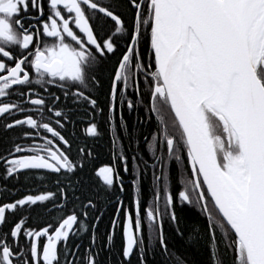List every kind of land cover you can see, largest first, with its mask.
Segmentation results:
<instances>
[{"label":"snow or ice","instance_id":"snow-or-ice-1","mask_svg":"<svg viewBox=\"0 0 264 264\" xmlns=\"http://www.w3.org/2000/svg\"><path fill=\"white\" fill-rule=\"evenodd\" d=\"M57 84L64 101L85 109L84 136L98 137L97 116H106L111 160L93 171L109 195L116 187L124 192L120 166L129 171L119 132L128 127L124 109L143 106L149 121L154 116L155 130L136 140L150 156L131 157L135 169L143 165L131 180L133 200L126 206L116 196L105 236L110 245L119 226L125 260L139 249L145 264L147 232L171 264H188L164 233L180 203L207 218L205 231L190 238L207 241L210 264H227L221 247L231 264H264V0H0V130L19 129L4 137L0 169L17 181L25 173L41 184L57 177L55 191L0 202V264H100L93 245L101 216L87 222L99 199L76 195L84 184L78 174L95 156L86 146L72 153L63 134L72 114L48 87ZM47 205L62 214L26 227L29 206ZM89 229L81 252L72 237Z\"/></svg>","mask_w":264,"mask_h":264},{"label":"trees","instance_id":"trees-1","mask_svg":"<svg viewBox=\"0 0 264 264\" xmlns=\"http://www.w3.org/2000/svg\"><path fill=\"white\" fill-rule=\"evenodd\" d=\"M141 47L143 50L144 48H146V44H142ZM100 95H102L100 100L103 101L104 106L105 94L101 91ZM124 115L125 121L127 122L128 126L127 130H125L124 128L119 129L123 148L126 152H130V154L138 155L140 153H143V155L146 157L147 153L146 151H144L145 145L142 142L138 147L136 144V140H143V137H147L150 132L155 130L154 116L153 120L149 121L148 113L143 106H140L138 110H128L125 108ZM129 133H131V141L129 139ZM7 135L8 133H0V147L5 146L4 137ZM103 137L104 138L99 140V143L104 146H93L95 157H97L95 158V160H90L89 162L97 164L98 161L110 157V140L109 138H107V134L105 133ZM141 166L142 164L140 165V167ZM176 167L177 166L175 165L173 166L174 171L176 170ZM91 168L92 167L89 164L88 168L84 172V184L81 186V191L77 192L76 195H81V192L88 196L95 195L97 199H99V211H101L103 207L109 205V208L105 211L103 218L100 219L96 227V244H94L93 247L99 253L97 259L99 260L100 264H139V249H137V251L131 256L129 260H125L122 257V237L119 230H116L114 240L111 242V244L109 245L106 243L105 236L108 232V229L110 228L113 212L116 205L113 204V206L111 204H108L113 199L112 195L105 193L102 188L98 187L94 183V177L92 175ZM12 181L13 180H11L10 182ZM152 185L153 181L151 180L150 173L148 171L146 174H144V179L142 182V197L146 200L152 196ZM130 191L131 188L128 184L125 187V193L128 198L130 197ZM89 212L93 211L89 209ZM176 212L177 221L172 222L166 218L164 224V233L168 240L169 248L173 250L175 255L186 258L188 264H210V246L207 241L205 239L195 240L190 238V236L194 232L203 233L205 231L207 222L206 216L201 213L198 207L180 203H177ZM39 213L40 214H36L33 219L35 221L42 222L45 220V216L40 210ZM95 215H97V213H91V218L88 220L89 225L94 222ZM178 226L183 232V236L177 233L176 229ZM90 235L91 229H89V231L86 232L85 236L83 237V242L80 248L81 252H83L84 248L88 246ZM146 235L147 232L145 233V236ZM145 245L148 249L144 254L145 264H171L170 258L168 257L167 253H163L157 243H150L147 237H145ZM219 252L220 254H224V258L227 261V264H231V252L225 254L222 247Z\"/></svg>","mask_w":264,"mask_h":264},{"label":"flooded vegetation","instance_id":"flooded-vegetation-1","mask_svg":"<svg viewBox=\"0 0 264 264\" xmlns=\"http://www.w3.org/2000/svg\"><path fill=\"white\" fill-rule=\"evenodd\" d=\"M48 87H49V90H50L51 93H55L56 95L61 97V101L65 104V108H64L65 113H71L72 114L71 117H70V121L67 122V126L63 130V134L72 142L71 151H72V153L74 155L76 154V149L78 147H85L86 146V147L92 149L93 155L95 156L94 151H93V146H96V145L104 146V145L99 143V140L104 138L103 137L104 133L107 134V138H109L110 144H111L110 157L106 158V159H103L101 161H98L97 164L89 162L90 160L93 161V159H91V158H89V160H88V165L89 164L91 165V167H92L91 168L92 169V175L94 177L93 164L96 165V166H99V164H101V163H109L110 160H111V155H112V151H113L112 143H111L112 142V133H111L107 123L105 122L106 116H104V115H98L97 116V121L100 123V135L98 137H95V138H93L91 136H87L86 137V136H84L82 134V129H83V127L85 125L83 123H81V121L85 119V109L83 107H77L76 105L72 104V102L70 100L69 101H64L62 90H60L58 84L57 85H51V86H48ZM44 94L48 95V93H44ZM101 97H102V95H100V93H99V103H100V106L103 107V101L100 100ZM124 119H125V115H124ZM118 121H119V115H117V122ZM18 132H19L18 128L17 129H13L12 132L8 133L7 136H15V135H17ZM119 132H120V130H119ZM0 133H5V132L0 130ZM122 148H123V146H122ZM126 153L130 157V159L128 161L129 171L128 172H124L122 165L120 166L119 170H120L121 176L123 177L124 186L126 187L128 184L130 185V188H131L130 197L128 198L126 196L125 187H124V192L123 193H121L119 191L118 187L113 188L111 190V192L115 193V195H112L113 199L108 203V204H111V205H113V204L116 205V196L123 197L124 203H125L126 206L131 203V201L133 200V197H134V190H133V187H132V184H131V180L143 168V165H142L140 167V169H135L134 165L137 164L138 162L137 161H133L131 159V157L133 155H135V154H130V152H126ZM146 153H147V156L146 157L144 156L145 159H147L150 156V153H148V152H146ZM87 168L88 167H86L83 172L78 174V177H77L78 179H82V180L84 179V176H85L84 172L86 171ZM149 173H150V178L152 180V169L151 168H149ZM26 176H27L26 173L22 174L19 177L18 181L14 180V179H8V178H6V177H4L2 175V169H0V202H5V201H8V200L18 199L20 196L26 194L29 191L36 192L37 189L55 191L54 188L50 187L51 183H53L55 181V179H57V177H55L54 175H51V176L46 175V178L43 179V184L40 183L41 177H36V179H32V178H26ZM11 180H13V181L10 182ZM5 185L7 186V190L5 189ZM151 197L148 198L147 200H150ZM42 203H46V202H42ZM71 207H72V205L69 204L68 208H71ZM29 208H30V216H31V218H29L28 216H25V219L27 220V223L25 225L26 227H37V226L43 227L44 226V223H42L40 221H35L33 219V217L36 214L37 215L40 214L39 210L42 211V214H44V216H45V220L44 221H47L49 223L55 221L62 214V212L53 211L51 205H47V207L29 206ZM108 208H109V205L103 207V209L101 211L89 212L88 220L91 218V213H94V214L97 213V215H95V216H101V218H103V216L105 214V211ZM23 211L24 210H18L16 213L8 214L9 222L13 221L14 219H18L23 214ZM114 215H115V212H113V216ZM113 216H112V218H113ZM3 227L5 229H7L8 227H10V223L9 224H5ZM116 230L120 231L119 226H117ZM85 234H86V232H80V234L78 236H73L72 239L75 240L76 243H79L80 245H82L83 237L85 236Z\"/></svg>","mask_w":264,"mask_h":264},{"label":"bare ground","instance_id":"bare-ground-1","mask_svg":"<svg viewBox=\"0 0 264 264\" xmlns=\"http://www.w3.org/2000/svg\"><path fill=\"white\" fill-rule=\"evenodd\" d=\"M145 237H147V235ZM147 239H148V237H147Z\"/></svg>","mask_w":264,"mask_h":264}]
</instances>
